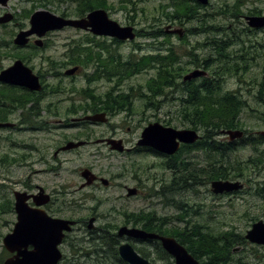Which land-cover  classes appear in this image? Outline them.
<instances>
[{
    "label": "flooded vegetation",
    "instance_id": "flooded-vegetation-1",
    "mask_svg": "<svg viewBox=\"0 0 264 264\" xmlns=\"http://www.w3.org/2000/svg\"><path fill=\"white\" fill-rule=\"evenodd\" d=\"M195 1L199 3L197 0ZM9 3L10 0L7 1V4L0 2V7H2L0 17L10 13L13 18L5 23L0 22V28L17 22L20 17L15 11L3 9L7 8ZM242 5L243 0H238L234 13L238 25L232 29L236 33L237 46L228 48L229 58L227 60L234 65V69L232 72L227 70L218 78L227 81L234 80L237 84L236 88L230 90L235 91L244 100L245 105L239 115L242 122L244 121V114H250L252 118L256 117L259 121L263 120L262 122H264V26L249 25L247 19L248 16L263 17L264 10L258 6H253L246 10L247 13H244L241 11ZM190 23L181 21L180 27H167L166 31L171 33L172 37L184 38L185 35L190 36L188 32L190 27L188 24ZM135 24L129 19L123 25L134 26L137 36H140ZM177 28L181 32L172 33V30ZM23 29L28 28L22 26L20 30ZM84 31L91 39L93 46H75L74 48L69 46L68 51L62 54L64 61H61V58H47L45 55L39 54L41 51L50 48L46 36L53 31L47 32L41 38L42 45L37 44L36 41L39 40V37L36 34L29 37V42L26 45L16 44L15 37L10 41V44H14V46L9 47L19 53L16 59L5 68L10 67L17 59H21L39 77L41 88L35 90L0 81V122L9 123L0 126V130L31 132V137L21 145L24 152L18 153L16 151L15 154L8 152L4 155L0 153V164L8 162L13 167L23 164L30 167H40L35 172L41 173L56 169L60 174V182L57 188H50L46 185L45 180L30 178L31 180L25 189H14L8 197L1 200L0 208L5 207L6 212H14L17 221L15 203L17 192L20 191L28 195L27 203L31 207L44 209L53 217L74 221L72 230L66 233L64 239L66 241L68 238L70 244V237L73 239L75 236L74 242L71 240L70 244L72 246L71 259H73V264H93L97 258L96 253L104 248L100 247V244L105 241L118 242V252L123 242L134 243L133 246L141 244L149 253V256L145 257L154 264L157 259V241L145 240L128 234L120 236L119 229L125 226L148 230L147 227H151V225H160L162 217L157 212V208L161 206L162 201L166 202V198L162 199L163 188L170 185L173 195L181 191V189H177V185L179 183L182 185L181 182H183V179L177 176L181 170L180 168L177 171L175 160L178 151L169 155L150 145L142 144L141 139L146 125L109 121L111 116L129 112L132 109L133 92L135 91L133 87L125 86V81L129 78L127 71L124 74H112L111 67H109L111 59L114 55L117 62H119L117 59L120 58L122 61H127L130 55L133 58L136 57L132 52L125 56L120 51L122 47L120 45L125 44L128 40L121 41L115 37L97 35L88 30ZM200 34L204 33L191 35ZM35 36L37 38H34ZM33 38L34 42H32ZM116 40L122 43L116 42ZM96 41L105 42L106 46H94L98 44ZM114 44L118 45L115 46V54L113 53ZM207 47L173 46L177 51V65L183 69L181 72L182 80L187 73L197 68L205 71V74L194 78L196 82L201 81V79H217L211 69L212 67H209L210 49ZM157 51L155 52L166 51L162 54L168 53L164 46L158 47ZM194 55L199 58L200 66L194 63ZM37 56L40 58L38 64L36 62ZM49 62L51 66L47 64ZM86 65L87 68L93 67L92 74L85 73L84 67ZM65 67H69L68 69L76 67L75 73H83V75L88 76L89 86L77 90L75 81L67 85L63 80L64 76L68 75L66 73L68 69L63 72ZM5 68L0 69V72ZM115 76H118L116 85L109 86ZM51 78L55 84L51 83ZM243 83L249 84V95L243 88ZM93 84L96 86L93 87ZM123 86L129 88L131 92L129 89H124ZM178 89L183 91V85L178 86ZM137 95L142 98L140 97L142 94L138 93ZM61 104L68 109L65 111L66 114L70 115L68 119L61 118ZM91 115L99 116L100 120L87 119V116ZM53 117H58V119ZM237 129L244 131L240 138L231 139L223 129L217 136L218 141L223 144L228 142L239 145L241 140L245 138L246 143L248 140L252 144L253 140L260 137L264 142V130H253L254 133L250 134L244 127ZM71 142L73 144L79 143V145L67 148L66 146ZM241 146L239 145V149ZM191 154L192 152H188L186 155V162L192 169ZM51 157L58 162V167L51 165ZM148 157L164 160L163 164L168 167L169 176L162 178L157 175V172H152L151 168L153 170L155 167L158 168L160 163L148 165L146 162ZM74 159L80 162V165L71 172L74 178L63 180L65 177L61 176V164ZM113 159H121L122 161L119 172L111 169L114 166ZM205 166L209 167L207 161H205ZM218 166L226 168L225 161L218 163ZM2 174L3 172H1L0 178L3 177ZM243 176V174L231 173L228 178L224 179L241 181L244 184L242 189L217 195L233 197L246 190L247 183L241 180ZM9 177L5 175L6 179ZM184 184L187 189L182 191L189 192L193 188L191 172L186 176ZM172 199H176V197H172ZM38 201L42 204L37 203ZM186 204L188 203L186 202ZM150 229L148 231L156 232ZM79 243L80 245H78ZM74 248L78 250L74 251ZM10 255L12 254L10 253ZM63 255L65 254L63 253ZM82 258L85 260L83 261ZM109 264H118V262L109 261Z\"/></svg>",
    "mask_w": 264,
    "mask_h": 264
},
{
    "label": "rangeland",
    "instance_id": "rangeland-1",
    "mask_svg": "<svg viewBox=\"0 0 264 264\" xmlns=\"http://www.w3.org/2000/svg\"><path fill=\"white\" fill-rule=\"evenodd\" d=\"M107 0L108 8H104L108 11L109 16L121 24H125L130 19L133 21L138 31L143 32L144 30L152 28H173L180 27L181 21L179 19H171L167 16H164L163 9L161 7L162 3H167L168 0ZM238 0H210L208 4L204 5L200 9L201 11V20L200 18L195 19L193 22L188 24V26L199 27L200 23L204 18H213L209 19V23H215L220 26H225L230 28V31L238 25V22L234 18L233 11L237 8ZM253 6H258L264 10V0H243V5L241 11L247 13V9ZM2 7H0L1 9ZM48 9L53 13L62 15V12H73L77 9L75 3L63 0H10L9 6L3 9L9 11H15L20 15L17 19V22L10 23L7 26H2L0 28V69L10 65L15 59L18 51L10 48L9 46H14L10 44V41L16 36L21 27H30V15L37 9ZM103 8V7H102ZM169 10V9H168ZM174 12L173 9L169 10ZM29 13V15H28ZM172 14V13H169ZM201 21V22H200ZM186 22V21H182ZM133 24V23H130ZM214 24V25H215ZM173 26V27H171ZM232 27V28H231ZM34 38H37L36 36ZM34 38L32 42H34ZM48 38V46L50 48L46 51H41L40 55H45V57H52L53 59H60L64 61V54L68 51V47L71 46L74 48L78 44L84 45L87 43L89 36L83 29H78L75 27H64L61 30L53 31L46 36ZM207 39V34H200L191 36V42L199 44L204 42ZM172 41L176 46H192L189 40L180 41L177 37H172ZM153 40L146 39L143 36H136L134 40H128L125 44L120 45V51L124 53L125 56L131 52L135 54L136 58L142 56L143 54L156 53L158 52V47L153 44ZM142 44L143 46H136L137 44ZM88 45V44H86ZM116 44L113 45V53H116ZM160 50V49H159ZM165 50V49H162ZM77 53L78 51L75 50ZM156 51V52H155ZM26 52V51H25ZM166 52V51H163ZM27 53V52H26ZM88 53V51H87ZM132 55H130L131 57ZM23 57V56H22ZM129 57V58H130ZM37 64L39 63L40 58L36 57ZM50 65V62L47 63ZM51 66V65H50ZM73 67V66H71ZM69 67H65L63 72L66 71ZM85 68V73L92 74L93 67ZM76 72V71H75ZM72 73L64 76V82L68 85L73 81L76 82L75 86L77 90L87 88L89 86V77L77 73ZM156 74V70L149 68L144 70L141 73H135L129 76L125 81L126 87H133L135 91L133 92V104L132 109L129 112H125L119 115L111 116L109 121L114 123H134L148 125L152 122H161L165 125H170L177 128H190L191 123L183 118L180 115L179 107L180 101L179 96L182 95L183 91L178 88H168L166 89V95H161L157 99H153V102H159V107L146 106V99L139 98V88L144 85L146 80L151 76ZM219 75L222 73L219 72ZM217 75V73H215ZM220 75V76H221ZM118 76L112 80V83L109 86L116 85V80ZM52 84H55L53 78H51ZM88 80V81H87ZM182 81V78L179 80ZM91 85V84H90ZM96 86L93 84V87ZM124 89H129L125 88ZM243 88L245 89L247 95L250 94L248 88L249 84L243 83ZM226 89H233L237 87V84L234 80H229L225 83ZM247 88V90H246ZM93 89V88H91ZM67 90V89H66ZM130 91V89H129ZM131 92V91H130ZM67 107L61 104V118H69L70 115L66 114ZM129 113V114H128ZM58 119V117H53ZM254 118V119H253ZM250 114L243 115L244 129H247L248 133H254L253 130H264L263 120L259 121L256 117H253ZM262 122V123H261ZM170 123V124H167ZM261 123V125H260ZM256 126V127H255ZM203 134V130H200ZM74 132V131H71ZM31 137L30 131H10V130H0V153L13 152L23 153L24 149L22 144ZM229 137V136H228ZM48 143V141H47ZM260 151L264 152V142H261L258 148L254 144H248L241 146L233 155H230L227 158V162H237L238 160L246 161L251 156L255 157L259 155ZM0 154V155H1ZM199 156L203 161H208V154L206 151H194L191 154V159L194 156ZM69 157V155H66ZM186 156V155H185ZM148 165L152 163H160V166L155 167L154 170L151 168L152 172H157L158 176L165 178L169 176L168 167L163 164L162 159L148 157ZM113 171L119 172L121 170L122 161L121 159L112 160ZM51 165L58 167V162L53 160L51 157ZM80 165V162L77 160L63 162L61 164V176L65 177L63 180L74 178L71 172ZM105 165V164H104ZM246 168L244 171V176L241 179L247 184L246 190L241 192L238 195L233 197L217 195L211 191V182H206L199 180L198 185L195 188L190 189L189 192L179 191L176 195H171L176 197L177 200H182L192 208V212L189 213L187 219L191 220L193 223H202L210 226L214 231L225 230V229H235L237 232L244 234L246 231L251 228L252 224L260 218H264V198L256 194V188L261 183H264V162L261 167L254 168L253 165L249 162L243 164ZM152 167V166H151ZM40 167H30L29 165L23 164L21 166L13 167L6 163L0 164V174L3 172V177L0 178V201L5 197H8L9 194L14 190H23L29 184V181L34 178H40L45 180L46 185L50 188H57L60 182V174L58 170H51L45 173L35 172L36 169ZM149 171V169L147 168ZM5 175L10 176L5 178ZM32 176V177H31ZM31 178V179H30ZM61 178V182L63 181ZM239 181V180H238ZM227 195V194H225ZM220 196V197H219ZM162 199H165L162 196ZM157 212L163 216H173L177 214V209L171 204H167L165 201H162L161 206L157 208ZM16 221V214L14 212H6L5 207L0 208V262L5 260L9 256V252L6 250L3 244L4 236L12 231L14 223ZM179 224L181 227L186 225V222H180L177 219H174L171 222V225ZM75 235V234H74ZM75 239V236H73ZM70 237V244L71 240ZM74 241V240H73ZM72 241V242H73ZM248 241V240H247ZM68 243V238L61 245L64 258L61 264H73V259H71V249L72 246ZM134 244V243H133ZM142 246L141 244L139 247ZM233 260L229 264H241L240 261H244L247 264H264V245L254 244L248 241L246 244H239L234 247ZM84 261L85 259L82 258ZM154 264H171L169 260L166 259H156ZM89 264V263H88ZM174 264V262H173Z\"/></svg>",
    "mask_w": 264,
    "mask_h": 264
},
{
    "label": "trees",
    "instance_id": "trees-1",
    "mask_svg": "<svg viewBox=\"0 0 264 264\" xmlns=\"http://www.w3.org/2000/svg\"><path fill=\"white\" fill-rule=\"evenodd\" d=\"M68 1V0H63ZM75 3L77 9L73 12H62L63 16H77L83 17L88 12L96 8H108L107 0H69ZM124 1V0H123ZM127 2H130L127 1ZM164 16L171 19H179L180 21L193 22L195 19L200 18L202 7H205L195 0H168L167 3H162ZM173 9L174 12L169 10ZM172 13V14H169ZM235 11H233V14ZM29 15V13H28ZM209 19L204 18L199 27L190 26L188 28L189 35H185L184 38H178L180 41L190 40L191 34L204 33L207 34V39L204 42L195 44L191 42L192 46H208L210 49L209 58L210 65L214 74L221 72L222 74L234 69V65L228 62L229 58L228 48L230 46H237L236 33L230 31L228 27L220 26L218 24L209 23ZM215 24V25H214ZM160 26V25H159ZM138 31V35L145 37L146 39L153 40L155 46H164L167 49L166 54L149 53L143 54L141 58H133L132 56L126 61H122L121 58L116 61L115 55L111 59L112 74H124L128 73L131 76L135 73H141L143 69L149 68L155 69L156 74L146 80L145 84L140 86V97L146 99V106L157 107L159 102H153V99H157L161 95H166L168 88H178L183 85V93L179 96L180 101V115L188 120L192 125L190 128L196 130H203L201 138H199L193 144H182L179 151L176 153L177 171L181 168L178 178H182L183 182L177 185V189L185 190L186 176L191 172L193 180V189L198 185V181L202 183L211 182L213 179H225L231 173L244 174V163H251L254 168H259L264 162V152L260 151L259 155L250 157L246 161L238 160L235 162H227V158L233 155L235 151L239 149V145L251 144L245 142V138L241 140V144L233 145L232 143H222L218 141L217 136L224 130H234L235 128H243L244 123L240 120L239 115L243 110L244 100L238 96L235 91L226 89L225 83L227 80L220 78L213 79H201L196 82L194 78L182 80L181 78L182 68L177 65V51L173 48L176 44L172 41V34L166 31V28L159 27ZM91 39H88V45L77 46H93ZM98 44L94 46H106L105 42L96 41ZM116 42H121L116 40ZM122 43V42H121ZM136 46H143L137 44ZM84 50L83 48H81ZM83 58V57H80ZM194 63L198 66L201 65L199 58L194 55ZM125 68V69H124ZM221 75V74H220ZM219 75V76H220ZM218 76V77H219ZM179 77V78H178ZM179 82H178V81ZM191 89V90H190ZM189 91V92H188ZM123 99V98H122ZM159 107V105H158ZM1 111V108H0ZM1 117V114H0ZM170 124V123H167ZM203 136V137H202ZM255 139V138H254ZM262 138L258 137L252 141V144L258 148L262 142ZM246 143V144H245ZM207 148V149H206ZM194 151H206L208 154L209 167L205 166V161L202 163V159L199 156H194L191 162L192 169L189 168L186 162L185 155L188 152ZM222 161H225L226 168L218 166ZM173 168V166H171ZM176 189V192L178 191ZM172 187L163 188L162 195L166 198V203L176 207L177 214L173 216H163L159 226L147 227L148 230H155L156 232L164 235H170L177 238L179 242L184 244L188 250L198 258L202 264H229L233 260L234 247L239 244H246L248 241L244 234L237 232L235 229H225L214 231L210 226L202 223H193L188 220L189 213L192 212V208L182 200L172 199L173 195ZM256 194L264 198V183H261L256 188ZM174 219L180 222H186L185 226L171 225ZM146 227V226H145ZM157 241V259H166L173 264L174 260L172 256L162 247L160 242ZM74 242V241H73ZM80 245V243L78 244ZM118 242L105 241L100 244V247H104L99 250L96 255V261L93 264H109V261L118 262V264H128L121 259L118 252ZM135 248L143 255L149 256V253L143 246L135 245ZM78 249L74 248V251ZM4 260H1L0 264H3ZM241 264H247L244 261H240Z\"/></svg>",
    "mask_w": 264,
    "mask_h": 264
},
{
    "label": "water",
    "instance_id": "water-1",
    "mask_svg": "<svg viewBox=\"0 0 264 264\" xmlns=\"http://www.w3.org/2000/svg\"><path fill=\"white\" fill-rule=\"evenodd\" d=\"M8 0H0L7 4ZM201 4H208L209 0H197ZM13 15L6 13L0 17V22L10 21ZM249 25L264 26V16H248ZM72 26L78 29L88 30L97 35L111 36L120 40H133L136 32L132 25H122L112 19L104 8H96L84 17H65L53 13L48 9L39 8L30 17V27L20 30L15 36V43L26 45L29 37L36 34L39 37L37 44L42 45V37L49 31L63 29ZM172 32H181L173 29ZM76 67L66 71L72 74ZM205 71L195 69L188 73L184 79H192L204 75ZM0 81L13 83L39 90L41 83L39 77L21 59H17L10 67L0 72ZM92 121L100 120L99 116H87ZM9 123H1L0 126ZM232 139L241 137V130H225ZM201 137L194 128H176L167 126L157 121L148 124L141 139L142 144L150 145L169 155L176 153L181 143L193 144ZM79 145L71 142L67 148ZM65 147V148H66ZM243 187L240 181L216 179L211 182V190L216 194L239 190ZM28 195L25 192H17L15 208L17 221L11 232L3 238L5 248L12 253L3 264H59L63 260V252L60 245L63 243L67 232L73 228L74 221L53 217L46 210L31 207L27 203ZM37 203L42 204L38 201ZM125 234L141 239H158L164 249L173 257L175 264H202L187 247L174 236L149 232L141 228L121 227L119 235ZM245 238L255 244L264 245V219L254 222L245 233ZM32 246V248H30ZM119 253L123 260L129 264H153L148 258L142 256L130 242H124L119 247Z\"/></svg>",
    "mask_w": 264,
    "mask_h": 264
},
{
    "label": "bare ground",
    "instance_id": "bare-ground-1",
    "mask_svg": "<svg viewBox=\"0 0 264 264\" xmlns=\"http://www.w3.org/2000/svg\"><path fill=\"white\" fill-rule=\"evenodd\" d=\"M191 90V89H190ZM189 92V91H188ZM195 129V128H194ZM237 129V128H236ZM203 137V136H202ZM201 138V137H200ZM207 149V148H206Z\"/></svg>",
    "mask_w": 264,
    "mask_h": 264
}]
</instances>
